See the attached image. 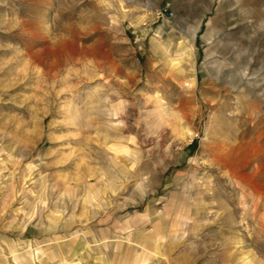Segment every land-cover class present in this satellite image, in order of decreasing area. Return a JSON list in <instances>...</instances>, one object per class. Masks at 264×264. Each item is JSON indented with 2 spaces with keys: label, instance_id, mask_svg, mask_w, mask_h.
<instances>
[{
  "label": "rangeland",
  "instance_id": "1",
  "mask_svg": "<svg viewBox=\"0 0 264 264\" xmlns=\"http://www.w3.org/2000/svg\"><path fill=\"white\" fill-rule=\"evenodd\" d=\"M68 261L264 264V0H0V264Z\"/></svg>",
  "mask_w": 264,
  "mask_h": 264
},
{
  "label": "bare ground",
  "instance_id": "2",
  "mask_svg": "<svg viewBox=\"0 0 264 264\" xmlns=\"http://www.w3.org/2000/svg\"><path fill=\"white\" fill-rule=\"evenodd\" d=\"M79 237V234H73L72 235V237H70V239L72 240V239H77ZM55 238V237H54ZM50 239V241H51V238H49ZM57 239V238H56ZM55 239V240H56ZM60 239V238H59ZM71 240H69L70 242H71ZM58 241V240H57ZM59 243H61L60 244V248H63L62 246H63V242H59ZM58 243V244H59ZM32 252H30V251H28V255H29V257L27 258L28 260V262L30 263V262H32L33 261V256H32V254H31ZM22 255H19V254H16V260H19V258L21 257ZM22 260H23V257H22ZM69 263L68 264H74V262L73 261H68Z\"/></svg>",
  "mask_w": 264,
  "mask_h": 264
},
{
  "label": "built area",
  "instance_id": "3",
  "mask_svg": "<svg viewBox=\"0 0 264 264\" xmlns=\"http://www.w3.org/2000/svg\"><path fill=\"white\" fill-rule=\"evenodd\" d=\"M164 13H165L164 10H158V11H157V16H158V17H159V16H162V15H164Z\"/></svg>",
  "mask_w": 264,
  "mask_h": 264
}]
</instances>
